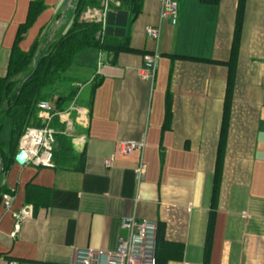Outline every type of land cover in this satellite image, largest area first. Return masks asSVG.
I'll use <instances>...</instances> for the list:
<instances>
[{"label":"crops","instance_id":"obj_1","mask_svg":"<svg viewBox=\"0 0 264 264\" xmlns=\"http://www.w3.org/2000/svg\"><path fill=\"white\" fill-rule=\"evenodd\" d=\"M32 1L0 0L2 78L9 75ZM178 1L179 22L172 25L161 19V0H144L130 27V43L138 52L122 51L115 58L89 49L99 53L97 72L71 75L81 85L80 97L64 120H72L68 131L77 155L84 157L78 167L28 161L23 165L40 169L11 181L12 165L3 174L0 160V187L8 190L0 201V264H74L81 249L114 252L127 236L122 220L128 216L156 222L163 230L161 264H264V0H246L237 45L239 0ZM73 2L61 0L56 18L41 32L52 26L63 30ZM113 14L114 30L122 35L119 23H129L130 13L113 9ZM150 25L162 26L159 43L148 36ZM156 51L160 60L153 83L142 79L139 69ZM99 74L104 80L91 108V93L83 97V89ZM229 77L233 101L219 154ZM122 139L145 140V146L126 155L120 151ZM29 183L44 188L35 205L27 198ZM46 189L50 193L41 195ZM30 206H35L33 217L14 235L17 214Z\"/></svg>","mask_w":264,"mask_h":264},{"label":"trees","instance_id":"obj_2","mask_svg":"<svg viewBox=\"0 0 264 264\" xmlns=\"http://www.w3.org/2000/svg\"><path fill=\"white\" fill-rule=\"evenodd\" d=\"M119 1H121V6L114 4L113 8L116 11L127 10L130 13V20L125 34H118L116 29L111 33L109 28L113 27V25L110 23H108L107 32L104 33V24L102 22L85 18V14L90 8L100 9L102 7L101 0H74V6L67 17L68 25L60 32L56 27L52 26V37L47 42L45 41L46 36L43 37L45 33L41 32L33 46L29 50H24L21 48V42L37 17L47 8L46 0H33L31 2L28 19L20 26L18 31L9 75L8 77H0V95L3 101L0 109V135L8 117L12 119L13 132L11 153L5 143L0 141V160L3 166V174H6L13 162L17 160L18 149L27 127L45 124V119H43L42 111L39 107L40 102L49 100L55 105L57 110H65L80 97L81 85L78 84L74 76L68 75L75 66L76 58L80 53L85 50L96 49L100 52L114 54L116 58V55L122 51L138 52L130 43V27L141 14L144 0ZM203 1L218 3L219 0ZM245 3L246 0H239L234 45L240 42ZM111 14H113V11ZM58 16L61 17L62 13H59ZM180 57L203 60L199 57ZM215 62L227 64L223 61ZM103 80L104 76L102 74H99L93 80L91 96L87 100L91 108L94 107L95 92ZM232 101L233 83L231 77H229L219 154L223 152L226 144L230 117L229 108ZM50 125L56 129L55 167L65 169L78 167L84 157L83 154L77 155L75 137L67 130V122L59 115H55ZM42 189L44 188L34 183L28 184L27 198L29 203L37 204L36 200L39 196L36 193L42 191ZM46 190L41 195L50 193V189ZM5 191H8L6 186L0 187V201ZM164 239L163 230L159 227V244ZM158 258L159 264H161L159 250Z\"/></svg>","mask_w":264,"mask_h":264},{"label":"built area","instance_id":"obj_3","mask_svg":"<svg viewBox=\"0 0 264 264\" xmlns=\"http://www.w3.org/2000/svg\"><path fill=\"white\" fill-rule=\"evenodd\" d=\"M102 7L90 8L85 18L89 20L100 21L104 24V33L107 32L110 13L113 11V5L121 6L119 0H101ZM162 12L161 19L172 25L179 22V1L161 0ZM148 36L157 41L162 40V26L150 25L147 29ZM160 53L157 51L149 53L143 66L139 69L142 79L155 82L159 67ZM39 107L44 114L45 124L42 126H28L20 143V149L26 151L28 161L37 166H53L55 159L56 129L50 125L55 115H59L63 120L65 116L70 115L71 109L57 110L55 105L49 100H42ZM65 121V120H64ZM69 131L73 129V122L70 119L66 121ZM145 140L122 139L120 141V151L123 154L143 149ZM108 166L112 165V160H106ZM144 165L138 169L139 180L144 175ZM6 205L11 207L12 197L6 200ZM34 207L30 206L22 213L17 214L19 224L17 234L21 228L20 223L26 218L33 217ZM122 229L127 232V236L122 238L118 249L114 252L98 251L94 249H81L77 251L74 264H159V225L156 222L144 220L141 221L136 216L124 217L122 220ZM12 264H19L12 262Z\"/></svg>","mask_w":264,"mask_h":264},{"label":"rangeland","instance_id":"obj_4","mask_svg":"<svg viewBox=\"0 0 264 264\" xmlns=\"http://www.w3.org/2000/svg\"><path fill=\"white\" fill-rule=\"evenodd\" d=\"M61 0H46L47 8L39 15V17L34 22L27 38L22 41L21 47L23 49H30L39 36L42 28L50 24L54 21L57 15V8L60 4ZM52 27L47 30L45 35V41H49L52 37ZM99 53L96 50H88L81 54L75 61V66L70 70L68 75L80 76V77H93L94 73L97 72V65L100 62ZM78 63L88 66L87 68H82ZM84 95L83 97H88L91 93L92 85L88 83L84 87ZM0 139L6 145L11 146L12 139H13V132H12V119L8 117L5 121L4 128L0 135ZM40 168L36 165H23L21 163L14 162L11 166V171L9 175V179L12 180H19L20 175L22 174H30L33 171H38ZM46 168H42L45 170Z\"/></svg>","mask_w":264,"mask_h":264},{"label":"water","instance_id":"obj_5","mask_svg":"<svg viewBox=\"0 0 264 264\" xmlns=\"http://www.w3.org/2000/svg\"><path fill=\"white\" fill-rule=\"evenodd\" d=\"M109 23L111 25H114L115 24V21H114V14H111L110 17H109ZM127 24H128V21H125L124 23H119V26H120V29H119V32L123 35L126 33V27H127ZM109 31L112 33L114 32V27H111L109 28ZM17 161L21 164H25L27 163L28 161V158H27V153L26 151L24 150H21L20 149V154L17 156Z\"/></svg>","mask_w":264,"mask_h":264}]
</instances>
